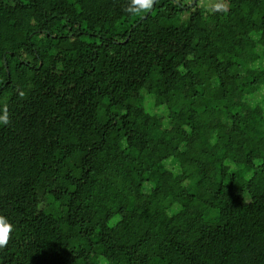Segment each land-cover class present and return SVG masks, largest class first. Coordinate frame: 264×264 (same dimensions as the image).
I'll use <instances>...</instances> for the list:
<instances>
[{"label":"trees","instance_id":"1","mask_svg":"<svg viewBox=\"0 0 264 264\" xmlns=\"http://www.w3.org/2000/svg\"><path fill=\"white\" fill-rule=\"evenodd\" d=\"M0 217V264H264V0H0Z\"/></svg>","mask_w":264,"mask_h":264},{"label":"rangeland","instance_id":"2","mask_svg":"<svg viewBox=\"0 0 264 264\" xmlns=\"http://www.w3.org/2000/svg\"><path fill=\"white\" fill-rule=\"evenodd\" d=\"M201 2L204 1V4H212L216 0H200ZM200 183L206 187H211L215 184L213 179V170L209 167L205 172L203 178L200 180Z\"/></svg>","mask_w":264,"mask_h":264},{"label":"clouds","instance_id":"3","mask_svg":"<svg viewBox=\"0 0 264 264\" xmlns=\"http://www.w3.org/2000/svg\"><path fill=\"white\" fill-rule=\"evenodd\" d=\"M6 123L7 121H3ZM13 229V226L7 221L6 218L0 217V230H3L0 232V235H3V239H0V246H3L4 243L7 242V233L11 232Z\"/></svg>","mask_w":264,"mask_h":264}]
</instances>
